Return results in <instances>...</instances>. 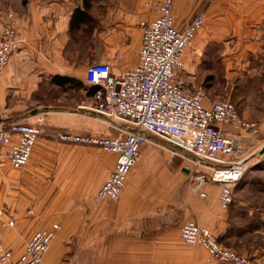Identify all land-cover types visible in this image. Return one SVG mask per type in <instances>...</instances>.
Listing matches in <instances>:
<instances>
[{"label": "crops", "instance_id": "obj_1", "mask_svg": "<svg viewBox=\"0 0 264 264\" xmlns=\"http://www.w3.org/2000/svg\"><path fill=\"white\" fill-rule=\"evenodd\" d=\"M87 1L89 16L100 24L99 36L105 37V49L93 59L109 63L113 74L135 67L143 28L156 14L144 7L145 0ZM82 2L0 0V35L9 25L6 14L12 13L23 41L0 75V119L35 125L45 113L46 133L119 134L87 109L94 91L85 79L90 57L86 63L81 58L70 29ZM200 9L205 23L183 56L186 86L217 80L219 70L230 81L238 76L255 81L249 106L239 111L264 131V0H173L176 27L184 28ZM148 137L151 141L142 145L121 198L100 204L93 196L115 168L117 155L47 134L39 137L23 168L15 169L6 160L0 164L3 219L14 218L15 230L27 233L28 240L36 231L60 224L44 264H205L206 250L195 253L180 237L181 226L190 220L210 228L223 245L248 252L236 241H224L234 231L231 214L264 213L259 205L235 199V189L245 188L246 181L230 184L233 202L224 210L220 183L209 181L205 197L193 192V164L173 144ZM262 143L261 137L254 141ZM256 155L247 157L245 165ZM28 209H33V218H25ZM11 229H3L0 238Z\"/></svg>", "mask_w": 264, "mask_h": 264}, {"label": "built area", "instance_id": "obj_2", "mask_svg": "<svg viewBox=\"0 0 264 264\" xmlns=\"http://www.w3.org/2000/svg\"><path fill=\"white\" fill-rule=\"evenodd\" d=\"M172 6L173 0H145L144 7L156 17L143 28L139 62L135 67L113 74L109 63L96 62L86 69V82L94 89L93 103L87 109L94 119L118 130V135L46 133L45 113L38 116L35 125L0 119V164L6 160L15 169L23 168L36 141L45 134L61 142L98 146L115 153L117 160L93 201L96 204L117 201L139 162L142 145L151 141L148 134H152L176 146L193 164V192L205 197L203 188L209 181L222 185L219 203L227 210L233 202L230 184L243 179L247 157L264 148V131L257 123L241 116L233 99H219L208 106L203 87L186 86L183 56L193 45L206 18L200 9L184 28L179 29ZM6 17L9 25L0 35V75L23 44L13 25L14 15L7 13ZM118 57L116 53L115 58ZM257 137L262 138L261 145L254 144ZM249 143L254 148L250 149ZM186 152L197 155L198 161L188 159ZM218 173L223 174L217 176ZM27 213L34 215L33 209H28ZM15 222L14 218L4 220L0 208V235L3 229L14 227ZM60 228V224L55 223L50 229L36 231L18 256L0 243V264H44V255ZM180 237L187 245L202 246L206 250V264H256L221 246L211 229L195 220L181 226Z\"/></svg>", "mask_w": 264, "mask_h": 264}, {"label": "rangeland", "instance_id": "obj_3", "mask_svg": "<svg viewBox=\"0 0 264 264\" xmlns=\"http://www.w3.org/2000/svg\"><path fill=\"white\" fill-rule=\"evenodd\" d=\"M82 5H84V2H82ZM99 26L100 24L97 21L91 20L87 24H83L71 30L72 40L75 43L74 47L77 51L79 50L81 52V58L84 59L86 63V61H88L87 56L90 57L89 63L86 64L85 67L96 63L93 56L98 55L99 52L105 49V37L102 38L99 36L101 32ZM226 75L227 73L225 70H219V77L217 80L212 82L207 81L204 86H201L205 89L207 94L206 104L219 99L230 98L235 99L239 110H244L250 104V99L252 97L250 93L252 91L254 92L256 90L255 88H257V85L253 84L255 81H251L250 83L248 79H243L241 76L230 81ZM254 96L257 97L259 95L257 94ZM263 154L262 152H258L256 156L249 160L250 162L246 165L243 177L246 181L244 184L245 188H236L234 191L235 199L237 198L254 205H259L261 208H264ZM258 212L259 211L255 210L254 213L247 215L246 211L243 213L240 210V212L230 215V222L234 225V231L229 234L224 241H236L240 246L245 247L248 252H241L219 243L225 248L232 249L244 255L256 264H264V213L260 214ZM33 217L34 215H25L26 219ZM15 228L16 226L12 227L9 231L6 230L4 235L0 238V243L4 247L12 249L14 254L22 251L28 242V234L25 232L19 234L20 232H17ZM188 246V248L194 247L192 249H194L195 253H198V251L203 248L202 246Z\"/></svg>", "mask_w": 264, "mask_h": 264}, {"label": "trees", "instance_id": "obj_4", "mask_svg": "<svg viewBox=\"0 0 264 264\" xmlns=\"http://www.w3.org/2000/svg\"><path fill=\"white\" fill-rule=\"evenodd\" d=\"M89 8H90V4L88 3V1H85L82 8L75 9V11L73 12L71 21H70L71 30H74L75 28L83 24H87L88 22L93 20L89 16Z\"/></svg>", "mask_w": 264, "mask_h": 264}, {"label": "water", "instance_id": "obj_5", "mask_svg": "<svg viewBox=\"0 0 264 264\" xmlns=\"http://www.w3.org/2000/svg\"><path fill=\"white\" fill-rule=\"evenodd\" d=\"M186 157L192 161H198V159H199L197 155H194L190 152H186Z\"/></svg>", "mask_w": 264, "mask_h": 264}, {"label": "bare ground", "instance_id": "obj_6", "mask_svg": "<svg viewBox=\"0 0 264 264\" xmlns=\"http://www.w3.org/2000/svg\"><path fill=\"white\" fill-rule=\"evenodd\" d=\"M222 174H223V173H218L217 176H220V175H222Z\"/></svg>", "mask_w": 264, "mask_h": 264}]
</instances>
